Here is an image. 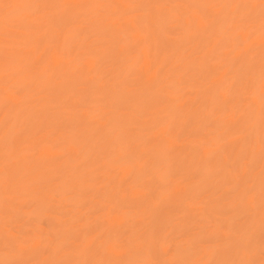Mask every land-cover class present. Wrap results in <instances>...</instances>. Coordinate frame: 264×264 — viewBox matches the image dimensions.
I'll return each instance as SVG.
<instances>
[{"label":"bare ground","instance_id":"1","mask_svg":"<svg viewBox=\"0 0 264 264\" xmlns=\"http://www.w3.org/2000/svg\"><path fill=\"white\" fill-rule=\"evenodd\" d=\"M0 264H264V0H0Z\"/></svg>","mask_w":264,"mask_h":264}]
</instances>
